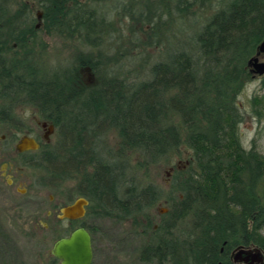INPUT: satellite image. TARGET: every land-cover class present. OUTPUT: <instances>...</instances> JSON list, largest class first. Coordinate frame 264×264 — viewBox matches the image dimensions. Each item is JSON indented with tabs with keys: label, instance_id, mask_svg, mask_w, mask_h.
Returning <instances> with one entry per match:
<instances>
[{
	"label": "trees",
	"instance_id": "16d2710c",
	"mask_svg": "<svg viewBox=\"0 0 264 264\" xmlns=\"http://www.w3.org/2000/svg\"><path fill=\"white\" fill-rule=\"evenodd\" d=\"M100 1H105L104 12L80 0H39L36 22L46 33L95 50L75 54L68 68L43 74L29 6L0 0V96L10 106L4 122L21 131L13 107L31 105L53 123L58 142L55 148L44 144L29 152L36 156L25 163L51 189L75 179L76 194L89 201L87 210L137 220L161 198L158 188L145 182L148 168L182 150L187 165L172 173L164 235L143 247L139 258L152 264H231L230 250L239 244L264 250L259 232L264 227V157L253 142L248 148L242 144L244 114L238 100L252 76L246 62L264 37V0ZM108 10L118 14L119 22L132 21V32V23L161 30L177 18L182 36L169 29L174 43L167 48L164 42V57L146 67L143 79L128 82L108 69L112 63L119 70L118 60L128 54L121 42L111 57L99 50L117 31ZM195 10L212 11L196 19ZM9 41L22 50L19 57L4 55ZM158 44L150 39L147 45ZM85 67L96 75L93 84L81 79ZM258 103L253 94L249 117L259 118ZM110 129L120 141L105 157L97 143ZM130 152L137 154L134 163ZM49 264L58 260L49 256Z\"/></svg>",
	"mask_w": 264,
	"mask_h": 264
},
{
	"label": "rangeland",
	"instance_id": "374dc122",
	"mask_svg": "<svg viewBox=\"0 0 264 264\" xmlns=\"http://www.w3.org/2000/svg\"><path fill=\"white\" fill-rule=\"evenodd\" d=\"M18 1H21L20 5L27 4L29 6L30 14L35 18L37 24L35 15L40 11L39 0ZM80 1L91 7L100 5L102 11H105L103 7L105 1ZM109 10V19L115 21L117 31L110 40L103 43L99 50L104 55L111 57L117 49L115 46L117 40L119 43L121 42L125 52L128 50V54L118 60L117 65L121 66L119 70L113 68L112 63H109L108 69L109 74H119L128 82L143 79L146 76V74L144 75L146 67L164 57V42L167 44V48L168 43L173 42L170 39L169 29L177 33L178 38L182 36V30H179L182 22H180L181 20L177 22V18L171 22L168 29H165L164 26L161 30L151 29L154 25H144L141 28L140 25L132 23L136 29L135 32H132L128 29L130 28L128 22L132 21L126 18L119 22L118 14ZM195 11L194 17L198 19L201 15H210L212 10ZM38 24L39 27L34 35V48L36 53L39 52L37 56L43 74L68 68L72 65L74 55L79 52H83V54L95 53V50L84 46L74 38L67 39L64 36L46 33L40 23ZM150 39L160 44L147 45ZM9 42L10 44H6L4 55L7 58L19 57L22 50L18 49L14 42ZM9 45L15 48L9 49ZM120 51L122 52V50ZM145 59L149 62L144 65L143 60ZM261 59L260 57L259 60ZM139 64H143L142 67L145 68H140ZM80 71L81 79L87 84H93L96 81V75L89 68L85 67ZM253 94L259 99L257 108L260 116L257 119L249 117L247 113L249 110L248 100ZM238 100L242 104L241 110L244 114V120L239 126L242 144L248 148L253 142L255 150L264 157V74L261 76L252 74ZM13 111L18 117L17 122L22 130L15 131L10 126H0V135H5L3 141L0 139V264H49V256H52L50 249L53 243L58 238L69 235L82 223L92 239L91 264H152L141 261L139 252L146 245L156 244L164 235L162 227L170 219L166 215L169 210L166 197L170 195L172 173L175 168L182 169L187 165L185 152L181 150L176 154H171L166 160L148 168L145 182L155 185L161 192V198L147 216L138 217L137 220H118L110 216L102 217L95 211L87 210L83 218L70 222L68 219H58L57 215L60 208L66 205L69 199L79 196L75 192L76 180L69 179L57 184L53 189L48 188L43 185L39 173L32 166L23 164L26 157L21 158L14 155L16 153L14 144L19 136L28 132L42 142L43 130L38 123L42 119L33 106L17 104L13 107ZM119 141L115 129H110L99 138L98 151L107 157L112 154L106 153L107 150L116 149ZM44 144H47L46 146L49 148H55L58 145L54 133L50 136V141L42 145ZM127 155L133 163L138 159L135 153L130 152ZM2 168L5 170L2 171ZM139 177L143 176L139 175ZM162 208H166L167 211L160 212ZM58 220L61 221L59 224ZM182 226L185 228V223H182ZM175 231L177 232V230ZM259 232L264 237V227ZM248 246L256 247L255 245ZM236 247H232L230 251ZM243 248H246V245Z\"/></svg>",
	"mask_w": 264,
	"mask_h": 264
},
{
	"label": "water",
	"instance_id": "95a60500",
	"mask_svg": "<svg viewBox=\"0 0 264 264\" xmlns=\"http://www.w3.org/2000/svg\"><path fill=\"white\" fill-rule=\"evenodd\" d=\"M36 17L40 19L41 12L36 13ZM39 27V24H36ZM262 58L259 60V58ZM249 71L252 74L261 76L264 74V37L257 46L256 54L250 57L247 62ZM43 127L46 125L43 123ZM48 130L44 134L47 139L53 131V125L47 126ZM39 148V143L28 135H22L15 144V149L19 152L26 150H36ZM89 201L84 196H78L70 203L62 206L57 215L58 219L78 220L85 216ZM166 208H162L160 212H166ZM91 235L84 226H79L72 230L69 235L58 238L50 249V254L58 260V264H91L92 261V246ZM246 255V252H244ZM243 254L240 251L238 255ZM245 259V258H244Z\"/></svg>",
	"mask_w": 264,
	"mask_h": 264
},
{
	"label": "flooded vegetation",
	"instance_id": "af4514ba",
	"mask_svg": "<svg viewBox=\"0 0 264 264\" xmlns=\"http://www.w3.org/2000/svg\"><path fill=\"white\" fill-rule=\"evenodd\" d=\"M1 93H2V91L0 89V95H1ZM9 108H10L9 102L8 101H4V99H2L1 96H0V119H1L0 120V126H9L7 124V122H4V117L9 115ZM38 123L40 125V128L43 130V132H42L43 134H42V137H41L42 138V142L37 140L35 137H33L28 132L23 133L22 135L32 136L39 143V148L36 149V150H26V151H22V152L17 151L15 149V144L20 139V137L22 136L21 135V136L18 137V139L16 140V142L14 144V150L16 151V153L14 155H16L18 157H21V158H24V157H27V156L35 158L36 153H29V152H35V151L39 150L43 143H48L50 141V136L55 132V127H54L53 123L48 121V120H45V119H42L40 122L38 121ZM43 123L46 125V127L42 126ZM49 124H52L54 128H53V131L49 134L48 138L45 139L44 138V134L48 130L47 126ZM0 139L3 141L5 139V135H0ZM37 157H40V156L37 155ZM23 161H24L23 164H25L26 159L23 160ZM2 169H3L2 171L5 170V168H2ZM243 246L239 245L236 248H233L232 251H230L229 254L231 255V258H230V263L231 264H264V250H262L261 248H259L257 246L256 247H250V246L246 245V248H243ZM240 251H243V254L238 255V253ZM244 252H246V255H245Z\"/></svg>",
	"mask_w": 264,
	"mask_h": 264
}]
</instances>
